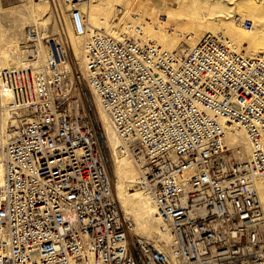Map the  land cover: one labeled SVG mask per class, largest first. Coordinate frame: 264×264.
<instances>
[{
  "label": "built area",
  "instance_id": "1",
  "mask_svg": "<svg viewBox=\"0 0 264 264\" xmlns=\"http://www.w3.org/2000/svg\"><path fill=\"white\" fill-rule=\"evenodd\" d=\"M64 2L114 152L136 170L162 232L132 235L66 38L27 29L44 65L0 68V264H246L264 244V58L211 35L166 51L135 30L90 33L76 0ZM232 125L249 159L225 143Z\"/></svg>",
  "mask_w": 264,
  "mask_h": 264
},
{
  "label": "rangeland",
  "instance_id": "2",
  "mask_svg": "<svg viewBox=\"0 0 264 264\" xmlns=\"http://www.w3.org/2000/svg\"><path fill=\"white\" fill-rule=\"evenodd\" d=\"M202 1L200 9L193 12L196 16L195 19L185 18L183 21H180L177 15L179 5L176 4V0H76V3L89 2L101 11L102 20L98 25L100 31L113 34V32L121 30H135L138 31L141 39L151 41L166 51L187 49L195 45L202 36L207 34L211 36L217 35V37L227 40L231 45H234L238 52H252L256 40L264 44V16L256 15L255 11L254 17L249 16L253 11L250 10V6L254 1ZM67 4L64 0H53L50 3L39 2V0H0V68L4 52L9 55L11 61H15L18 64H23L28 62L27 60L32 59V55L29 52L34 50L35 47L29 46L25 42L27 29H36L40 34L45 32L49 36L65 37L70 47V66L72 70L79 71L78 73L83 78L80 83V89L82 90L80 97L84 106L88 108L95 120L98 119L97 121L102 127L103 134V126L105 128L108 127V122L105 125L101 116L100 120L102 123L99 121L97 105L94 102L95 97L91 96L88 90L87 75H84L82 71L84 66V61L82 60L84 51L82 50L84 49H81V44L83 46L84 42L76 38L71 29ZM45 8L48 10V15L39 19L38 14L42 13ZM104 15L106 19H103ZM239 21H241L240 25L242 30H245V34L235 31L237 27L233 23ZM90 32L92 31L90 30ZM40 44L44 56V45ZM0 90L3 101V95L6 91L2 87H0ZM106 142L108 146L107 137ZM106 149L108 151L106 153L108 154L107 161L113 194L116 198L118 197L117 199L120 201L122 209L125 202L128 203V209L133 208L131 207L132 204L134 206L132 213L134 214L141 209V201L137 199L131 203V200L128 202L124 199H119V197L125 196L127 199L136 197L128 190L129 187H136L134 184L129 183L124 188L120 186L122 181L130 179V177L135 179L136 176H134L132 171L131 173L129 171L124 173V170H119L116 166L112 168L111 152H109L108 147ZM139 215L134 216L138 224L137 232L150 236L148 238H153L159 232L158 222L151 213L148 215L143 213L142 215H145L146 218H140ZM129 218L133 221L132 217ZM133 226L132 235L144 236L136 233L134 230L135 224ZM262 250H264V244H262L260 251L256 252L255 257L248 256L246 258V264H264V251Z\"/></svg>",
  "mask_w": 264,
  "mask_h": 264
},
{
  "label": "bare ground",
  "instance_id": "3",
  "mask_svg": "<svg viewBox=\"0 0 264 264\" xmlns=\"http://www.w3.org/2000/svg\"><path fill=\"white\" fill-rule=\"evenodd\" d=\"M176 1H177L176 4L179 5L177 15H178L180 21H183V19H185V18L192 19V20L195 19L196 16L194 15L193 12L195 10L200 9V7H201L200 5L203 3L202 0L201 1L200 0H176ZM252 1H254V3L251 4L250 10H253V11L249 14V16L254 17V15H255L254 11L256 12V15L264 16V0H252ZM39 2H42V0L41 1L39 0ZM76 5L82 10V12L84 14L87 31L88 32H90V30L92 32H94L96 30L100 31V29H99L100 27H98V25L100 24V21L102 20L101 15H100L101 11L98 10L93 5H91L89 2H86V3L85 2L84 3L78 2ZM67 7H68V11H70L72 6L70 4H67ZM47 15H48V10H47V8H45L42 11V13L38 14V17H39V19H42V18L46 17ZM104 18L106 19L105 15L103 16V19ZM69 23H70V21H69ZM240 23H241V21L233 23L237 27V30H235V31H237L241 34H245V30H242ZM70 26H71V24H70ZM71 29H72V26H71ZM72 31H73V29H72ZM108 34H110V33H108ZM207 35H210V34H207ZM231 35H232V33H231ZM214 36L217 37V35H214ZM75 37L80 39V40H83V42H84V39L82 37H78L76 35H75ZM218 38L225 41L237 53H241V54H243L245 56H249V57L260 56V57L264 58V44L259 43L258 40H256V42H255L254 49H252L253 51L252 52L246 51V53H245L244 51L238 52L236 50V48L234 47V45H231V43L228 42L227 40H224L221 37H218ZM80 40H79V42H80ZM39 43L40 42L37 43V46H38L37 54L34 55L31 60H27L28 62H24L23 64H18L15 61H11L9 55L6 52H4L2 55L1 68H3V69H7V68L26 69V68H29L30 66H33V69H35V68L40 69V67L44 65V58H43L44 56H43V52L40 48L41 44H39ZM232 43H234V42H232ZM82 48L85 49V42L83 43V46L81 44V49ZM82 51H84V50H82ZM83 55H84V58H82V60L84 61V66H83L82 71H83V74L86 75L85 54L83 53ZM8 102H9L8 93L7 92L4 93L3 101H2V95H1V90H0V107L2 108V106H3L4 107L3 109H5ZM94 102L97 105V114L99 116L98 117L99 121H101L100 120V116H101V118L104 119L103 121L105 122V125L108 122V127L105 128L103 126V129H104L103 131H104L105 136L107 137V140L109 142V148L111 151V159H112L111 167L113 168L114 166H116L117 169L124 170V173H126L127 171H129L131 173V171H132V172H134V176H136L135 179H133V177H130V179L128 178L127 180L122 181L120 183V186L122 188L129 185V183L134 184L136 187H129L128 190L130 192H132L134 195H136V197H133L132 199H127L125 196H122V197H119V199H124L128 202H129V200H131L130 201L131 203L133 200L139 199L141 201V209L136 211L135 212L136 214L135 213L134 214L135 215L140 214L139 215L140 218H146L145 215H148L151 213L153 218H155L154 217L155 211H154L153 206L150 204V202H148V200L142 194L140 188L137 186L136 170L134 169V167L131 165V163L128 160L117 156V154L114 152L115 146L117 145V139H116L115 133L109 124V120H108L107 115L101 109V107L99 105V101L96 98H94ZM101 123H102V121H101ZM225 143L227 144L228 147H230L231 149H234V151H236L238 153L239 158H241V159H249L250 158V149H251L250 142L246 138L243 130L239 129L238 126L232 125V126L227 127ZM1 157H0V184L3 182L4 174H5L4 165H3V162L1 160ZM257 189L259 191L260 199H261L262 203H264V183H262L261 180H257ZM119 203H120V201H119ZM127 204L128 203L125 202V204L123 205V209L121 208V211H122L124 217H132L134 224H135L134 230L136 231V233H138L137 232L138 224H137L136 219L134 217L135 215L132 213L134 206H132V204H131V207H133V208L128 209ZM120 207H121V205H120ZM130 210H132V211H130ZM143 213L145 215H142ZM156 221L158 222V225H159V232L156 235H154V237H156L158 234L161 235L160 232H162L161 231V225H160L159 221L157 219H156ZM138 234L150 237L144 233L143 234L138 233ZM262 251H264V250H262Z\"/></svg>",
  "mask_w": 264,
  "mask_h": 264
}]
</instances>
